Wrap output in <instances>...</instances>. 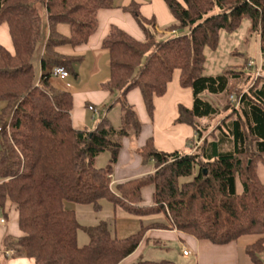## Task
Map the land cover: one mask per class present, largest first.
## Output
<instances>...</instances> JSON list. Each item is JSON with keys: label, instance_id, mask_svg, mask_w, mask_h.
Segmentation results:
<instances>
[{"label": "trees", "instance_id": "1", "mask_svg": "<svg viewBox=\"0 0 264 264\" xmlns=\"http://www.w3.org/2000/svg\"><path fill=\"white\" fill-rule=\"evenodd\" d=\"M174 21L164 29L186 33L161 38L153 17L141 14L140 4L123 6L143 38L111 26L101 46L108 53L109 79L104 89L119 105L121 124L106 116L93 129L73 125V95L55 89L46 64L63 65L75 73L79 57L62 55L57 47L84 45L98 28V12L116 7V0H0V25L6 24L13 51L0 46V210L17 211L19 234L5 238L13 256L34 264H121L151 228H175L198 240L225 245L241 236L255 239L244 253L253 264H264V0H164ZM36 4L46 11V56L37 77L33 65L41 33ZM247 18L257 33L262 58L257 78L241 66H228L217 75H203L204 48H217L221 31L232 32ZM66 23L70 35L57 32ZM247 62V61H246ZM175 71L178 83L191 89L190 107L177 105L176 124H186L196 142L189 152L159 150L153 137L135 149L141 164L154 170L112 184L122 138L138 135L142 121L128 93L138 89L149 120L154 99L163 96ZM241 90L238 104L228 97ZM211 95L220 98V106ZM210 128L207 120L220 115ZM192 141V139H191ZM110 154L109 164L95 166L96 157ZM189 180L182 179L190 177ZM152 186V203H143L142 189ZM111 202L125 214L140 219L133 234L117 237L105 220L81 224L64 201L91 204ZM165 216V221L142 223L143 217ZM88 243L78 244V231ZM166 260H137L131 264H166Z\"/></svg>", "mask_w": 264, "mask_h": 264}, {"label": "crops", "instance_id": "2", "mask_svg": "<svg viewBox=\"0 0 264 264\" xmlns=\"http://www.w3.org/2000/svg\"><path fill=\"white\" fill-rule=\"evenodd\" d=\"M131 1H135L140 4V11L144 17H153L155 19V28L158 32L166 33L165 35L170 33L169 31L166 32L165 30H162L163 26H167L168 24H171L174 21V17L169 12L164 0H116L115 8L103 9L98 12V28L96 32L90 37L87 43L77 47H71L69 45L57 47V52L59 54L80 58L79 60L73 62V68L75 73L69 71V74L65 78H59L58 76L51 75L49 79V82L55 89L60 91H67L73 95V108L71 111V116L73 120V125L75 127L85 128L89 130L93 129L97 121L104 116L110 119V121L113 123L112 118L110 116L111 109H108L107 107L105 108L103 113L100 112V105L104 102H112L114 98V96L110 95L103 87V84L109 79L110 70L108 53L104 48H102L101 43L103 38L111 28L112 23H114V21H117V19L123 20V22L120 23V26L117 27L127 31L137 39L143 38L142 30L137 26L133 18L128 13L124 12L122 9L123 6L127 5ZM56 30L62 35H70V27L66 23H58L56 25ZM48 35L49 33L47 23L46 36L43 42H37L33 57V65L37 77L42 71L40 60L43 56H46L45 41ZM0 46H4L9 51H13V45L6 24L0 25ZM52 65V63L46 64L43 70L45 72H49ZM176 72L177 77L174 79ZM178 75L179 71H175L173 79L168 84L166 93L163 96L156 97L154 99L155 110L153 118L151 120H149V118L147 117L139 90L133 89L128 93L127 100L129 101V103L133 105H140L143 114V119L140 120L142 121L143 125L151 124L154 122L157 124H162L166 122L170 124L171 122L173 124L174 120L177 117V105L183 104L186 107L191 106L192 101L188 105L179 102H172L170 104V101L167 98L170 85L175 80L179 85ZM89 105H93L97 108V115L92 114V112L88 108ZM97 117L98 120H96ZM6 120L7 118L5 119L4 123H6ZM174 124L185 125L188 127L184 130L186 136L185 139L186 142L191 143L190 147H192L196 142V136L191 127L186 124ZM2 126L3 125H1L0 127ZM156 135L151 137H153L155 146L159 149ZM142 144H140L139 146H141ZM163 151L169 152L167 150ZM140 164L141 162L138 157L136 158L135 165L136 167H138V165ZM130 167L127 166V169L124 171V173L118 175L117 177H115V179L112 174V184L115 185L116 183L122 182L126 179L141 176L154 170V167H148L144 170L139 171L138 173H135V171L129 170ZM114 211L120 218L123 219H129L128 217H133L125 214L118 207L115 208ZM5 212H7V217H4L3 211L0 210V218L4 219L3 222H0V264H34L33 259L26 257H15L13 256V254L6 256L4 254L6 250V247L4 245L5 238L7 236L15 237L19 234V229L17 226V211L11 206H6ZM144 218H148L149 220L153 221L158 220V218H164V216L155 215L150 217H143L141 220H143ZM150 233L154 235L153 238H149ZM241 237L225 245H214L206 240H198L189 234L179 232L173 227H169L167 229L151 228L146 231L143 240L140 242L136 250L129 256H127L125 259H123L121 264H130L132 262L142 259L155 260L149 258V253L147 252L146 248L148 247L150 241L160 242L163 239L173 241L175 240L178 249H180L181 246H184L188 249V245L191 248V252L187 255L182 254L183 257L181 256V258L173 257L170 259L169 257L168 259H164L167 261L166 264H253L244 253L245 245L250 242L245 244L241 243L240 246L238 241Z\"/></svg>", "mask_w": 264, "mask_h": 264}, {"label": "rangeland", "instance_id": "3", "mask_svg": "<svg viewBox=\"0 0 264 264\" xmlns=\"http://www.w3.org/2000/svg\"><path fill=\"white\" fill-rule=\"evenodd\" d=\"M163 2V1H162ZM39 16L41 17V33L39 37V42H43L46 32H47V18L46 11L42 4H36ZM123 20L117 19L114 21L111 26H120ZM169 25V24H168ZM249 20L247 18L243 19L238 28L232 32L221 31L219 35L218 46L215 49L210 47L204 48L205 54V64L203 69V75H217L222 73L228 66H241L244 65V69L251 73L246 68V61L252 60L256 62L257 65H260L262 62L261 53H260V41L257 33L249 31ZM166 26L162 27V30H165ZM166 31V30H165ZM187 30H179L174 33H160L161 38H166L171 35L186 33ZM167 32V31H166ZM37 62V61H36ZM76 66V64H75ZM252 74V73H251ZM177 77V72L174 79ZM241 93V90H235L231 95L235 98H238ZM206 98H213L221 107L224 106L223 101L211 95H205ZM228 97L230 103H234L231 97ZM170 104L175 103H185L189 104L192 101L191 89L183 88L177 84L175 80L169 87L168 97ZM110 102H104L100 105V112L103 113L105 108L109 106ZM2 106L3 103L0 102ZM0 106V107H1ZM134 109L140 119H143V114L140 108V105L134 104ZM224 113H221L218 116H215L212 119L207 120L210 128L214 127L215 124L219 121L220 116ZM111 118L113 125L118 127L121 124V110L119 105L111 108ZM169 116V115H167ZM8 118V117H7ZM98 120V117L96 118ZM167 121V120H166ZM172 121V120H171ZM4 125V124H3ZM161 125V126H160ZM185 128H188L185 125H175L174 123H151L142 125V129L138 135L131 134L128 137L122 138V147L119 153L118 161L113 165V177H117L120 174H123L127 169V166L130 167L129 170L135 171L138 173L141 170H144L148 167H153V163H147L145 165L140 164L136 167V158L135 149L142 144L147 137L155 136L159 146V150H167L169 152L178 150L181 152H189L191 150V143L186 142ZM196 141V138H195ZM110 154L108 152H103L99 154L95 159V166L104 167L109 164ZM136 167V168H135ZM260 175L264 181V167L260 168ZM190 177L182 179L189 180ZM152 186H147L142 191L143 202L152 203ZM101 207L96 209L91 204H80L73 201H64V207L67 209H72L76 213V217L81 224L84 225H95L100 220H105L108 223V227L112 234L117 237H125L130 234L135 233L140 228V219L136 217H128L129 219L120 218L114 211V205L105 200H100ZM162 215V214H161ZM159 221H165L164 218H158ZM152 222L148 218H144L142 223L145 225ZM153 234H149V238H153ZM255 236H243L239 239V245L251 242ZM88 235L82 231H78V244L84 245L88 243ZM241 246V245H240ZM188 249L191 252V248L188 245ZM149 253L150 259L164 260L171 258H181L182 250L177 248L175 240H161L160 242L150 241L148 247L146 248ZM193 256V254H192ZM191 256V257H192ZM183 257V256H182ZM261 258L264 260V253L261 255ZM133 263V262H132ZM124 264V263H123ZM131 264V263H130Z\"/></svg>", "mask_w": 264, "mask_h": 264}, {"label": "built area", "instance_id": "4", "mask_svg": "<svg viewBox=\"0 0 264 264\" xmlns=\"http://www.w3.org/2000/svg\"><path fill=\"white\" fill-rule=\"evenodd\" d=\"M245 66L249 71H251V73L254 75L255 78H257L261 75L262 62L260 63V65H257L256 62H254L252 60H247ZM49 73H50V75L58 76L59 78H65L69 74V71L63 65L53 64L49 70ZM230 97H231L232 101L235 103V105H237L238 104V98H235L233 95H231ZM88 108L92 112L93 115L98 114L97 108L95 106L89 105ZM1 130H2V127H0V134H1ZM3 221H4V219L0 218V222H3ZM180 249L182 250L183 255H187L190 253V251L187 248H185L184 246H181ZM12 253H13V250H5V252H4V254L6 256H9Z\"/></svg>", "mask_w": 264, "mask_h": 264}]
</instances>
